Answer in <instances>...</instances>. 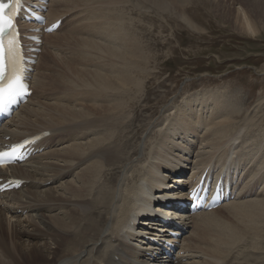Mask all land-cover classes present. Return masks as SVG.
I'll return each mask as SVG.
<instances>
[{"label":"bare ground","instance_id":"bare-ground-1","mask_svg":"<svg viewBox=\"0 0 264 264\" xmlns=\"http://www.w3.org/2000/svg\"><path fill=\"white\" fill-rule=\"evenodd\" d=\"M179 1L177 5L174 0H48L47 23L62 18L61 24L44 34L46 48L30 76L32 94L0 129V140L16 142L46 130L50 135L35 145L38 151L24 163L0 167L5 180H24L17 190L0 195V264H264V251H258L264 250V156H252L254 149L263 150L264 133L243 152L256 116L247 111L242 118L246 107L241 109V97L233 102L225 94L198 92L184 97V105H170L165 110L174 111L158 127L157 139L141 155L144 160L127 163L132 156L124 153L130 140L124 124L132 116L129 108L148 62L126 11L147 13L149 7L185 20L180 13L184 0ZM231 1L247 7L264 2ZM81 5L90 7V26L98 28L100 41L80 39L76 56L69 58L75 63H64L61 74L38 73L37 69L49 70L60 60L54 52L61 43L57 33L70 11ZM235 13L237 21L253 31L244 8ZM65 39L69 43L72 37ZM67 73L75 75L73 81ZM57 76H61L57 84L48 80ZM60 82L63 88L56 87ZM49 90H66V97H54L61 103L50 102L52 97H44ZM236 119L241 123L234 124ZM115 169L118 174L108 177L106 172ZM205 170L234 179L235 199L215 210L188 215L176 201L184 200L186 183ZM69 173L70 178L63 180ZM111 179L114 184L107 190ZM107 191L111 193L104 196ZM249 197L253 199L244 200ZM19 208L26 217L18 215ZM216 211H222L225 220L211 218ZM209 222L217 228L212 237L203 238L200 228ZM183 231L188 235L181 239L172 235ZM165 241L177 246L175 258ZM241 245L250 249L243 253L236 249Z\"/></svg>","mask_w":264,"mask_h":264},{"label":"rangeland","instance_id":"rangeland-1","mask_svg":"<svg viewBox=\"0 0 264 264\" xmlns=\"http://www.w3.org/2000/svg\"><path fill=\"white\" fill-rule=\"evenodd\" d=\"M174 1L177 5L181 4L179 0ZM181 7L182 11L180 13L186 18L185 20L180 19L178 16L176 17L174 13H160L159 10L149 7H146L148 9L147 13L143 11L139 12L135 9L131 12L129 8L126 11V17L134 20L135 34L141 38L148 62L147 67H143L145 68L143 70L146 72L144 73V77H140L142 80V85L139 88L140 91H135L137 92L135 94L136 100L130 106H133V108H129L132 116L124 124L125 127L128 125L125 130H129L128 137L130 138V140L127 139L126 141V151L124 153L129 152L128 155L132 156L131 160L129 159L130 161L128 160L127 163L132 162L138 165L136 162L144 160L141 155L147 152L153 140L157 139L158 127L165 122L167 123V116L171 115L174 111V109H172L173 111H166L165 109L170 107V105H184V97H192L194 96L193 94L198 92L225 94L227 98H232L233 102L236 97H241L244 101V107L241 109L246 107V111L241 115L242 118L247 111L248 114L255 115L256 119L259 118L257 120L253 119L255 121L254 130H252V127H248L249 133H246L243 152L250 150L248 146L252 140H256L255 136L260 135V132L264 133V2L263 5L260 4L258 7L255 4L247 7V5L241 6L240 4L239 6L237 3L234 4L231 0H184V4ZM242 7L247 13V18L251 22L253 31L243 27L235 17V12L241 13ZM90 14L91 11L88 5L78 6L70 11L67 17L68 20L66 19L62 30L57 33L58 37L61 38L58 42L61 43L57 45V49L54 51L63 60L61 58L60 60L56 59L49 70L42 67L37 69L38 73L43 71L47 75L51 72L61 74V66L64 65L63 67H65L64 63H75V61H71L69 58L76 56L75 51L77 50V46L83 43L79 41L80 39L87 40L88 38L85 37L87 36L92 37L87 41H94L93 39L100 41V37H97L98 28L90 26ZM241 17L243 19V15ZM63 37L68 38V40L72 37V40L66 43V39L62 40L64 39ZM75 37L76 39L78 38V42ZM48 40L46 39V41ZM45 48L46 45H44V48L42 47V51ZM47 49L49 48L47 47ZM76 66L84 67L80 64ZM84 68H88V65ZM89 68L92 69L94 66H90ZM145 74H148L149 78H146ZM68 75L73 81L75 75L73 77L67 73ZM60 79L61 76H57L48 80L57 84L55 80ZM56 87L63 88V84L61 83V86ZM74 87L78 90L76 86ZM65 93L66 90H49L44 97H52L50 102L61 103L62 100L54 97H66L64 96ZM75 97H79V94L76 93ZM131 97H134L133 93H131ZM235 104L238 105L239 102L235 101ZM192 109L197 108L193 106ZM208 113L209 111H207ZM192 117L194 116L192 115ZM119 118L121 119V117ZM119 118L116 120L118 125L121 123ZM240 123L241 119H236L234 124ZM117 124H115V128L121 131V126ZM198 130L197 136L199 138L202 129L200 130L199 128ZM117 135H120V132ZM232 138L230 137L228 140ZM195 145L199 146L198 144ZM241 145L238 146L240 149ZM262 149L261 147L257 151L254 149L256 154L252 156L254 158L264 156V146ZM173 156L176 157L175 155ZM136 158L137 161H135ZM108 173L110 174L108 177H112L114 173L117 175L118 171L115 169L106 172V174ZM70 174L63 177V180L69 179L70 177L67 176ZM132 174L134 175V173ZM178 176L179 174H176L174 178ZM113 180L111 179L109 182L107 190H110L109 186L114 184ZM59 182L50 186H56ZM98 186L100 185L98 184L97 188ZM109 193L111 191H107L104 196H107ZM252 199L253 197H249L244 200ZM17 211L18 215H21L22 218L26 217L25 213L20 212V208ZM217 211L211 215V218L225 220L220 215L223 212L219 211L217 213ZM8 218L12 221L15 219L10 214ZM210 222L200 228L202 237L204 235L210 238L216 230L217 224L213 225ZM252 222L257 225L260 220ZM184 235H188V232ZM19 236L22 240L26 238L23 233H20ZM236 249L245 253L250 247H243L241 245Z\"/></svg>","mask_w":264,"mask_h":264},{"label":"snow or ice","instance_id":"snow-or-ice-1","mask_svg":"<svg viewBox=\"0 0 264 264\" xmlns=\"http://www.w3.org/2000/svg\"><path fill=\"white\" fill-rule=\"evenodd\" d=\"M11 2H4L0 0V94L7 91L9 100L8 102H13L16 95L20 93V89L24 88L25 85L22 83L19 77L16 80L7 82L4 81V34L11 33L15 27L13 23V18L8 14V10L11 8ZM11 51V50H9ZM2 101H0V110H2ZM2 155V154H0Z\"/></svg>","mask_w":264,"mask_h":264}]
</instances>
